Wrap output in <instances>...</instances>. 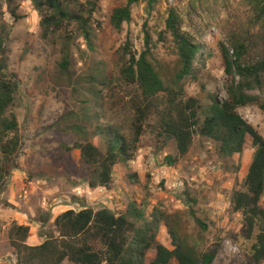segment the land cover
<instances>
[{"label":"rangeland","instance_id":"374dc122","mask_svg":"<svg viewBox=\"0 0 264 264\" xmlns=\"http://www.w3.org/2000/svg\"><path fill=\"white\" fill-rule=\"evenodd\" d=\"M89 1L93 0H80L84 5ZM128 2L101 0L93 18L94 51L88 49L82 38L76 40L68 75L60 65L64 46L70 42L67 37L75 34L74 28L45 40L41 17L32 0H15L12 5L9 0H0V39H4L9 74L20 83L13 111L23 141L20 169L12 174L8 187L0 193V264H18L16 251L9 242V231L15 224L31 228L28 244L35 245L43 242L41 235L50 229V226L41 227L39 222L48 211L59 215L76 204H85L95 210L109 208L120 212L132 201L148 214L159 208L172 215L181 237L191 247L201 254L216 253L213 264H255L252 249L259 231L253 239H248L243 215L236 213L232 205L233 196L242 189L254 159L256 149L251 141L242 155L227 158L221 156L216 142L196 137L190 153L175 167H168L165 158L178 156L175 144L165 145L155 131L147 129L136 160L115 168V191L101 190L96 195H89L84 189L86 178L80 171V152L69 154L63 149V145L82 141L76 134L66 132L71 121L65 117L73 113L96 117L99 112L100 117H107L101 124L121 126L132 137L131 107L112 109L115 103L110 102L102 111L90 93L92 78H101L102 73L115 80L120 78L126 43L131 41L134 51L142 53L147 25L153 40L152 60L161 77L170 81L179 66L177 47L167 32L172 9L180 16L182 31L203 47L193 77L186 79L184 86L189 97L205 105L213 99L223 102L228 98L227 89L232 81L225 73L221 46L230 48L231 37L236 33H244L257 46H263L264 26L256 20L249 0H156L151 8L148 0H142L133 8L132 23L124 24L118 31L111 17L115 9ZM116 92V99L131 102V89L119 88ZM253 95L264 100L261 92ZM238 113L264 137V111L259 106L239 108ZM97 124L94 120L93 125ZM90 125L87 127L93 133ZM93 142L103 147L101 138L94 137ZM132 175L138 177L139 184L131 181ZM78 189L82 190L80 194ZM261 204L264 208V197ZM192 210L207 225V230L197 225ZM158 241L173 249L167 227L162 226ZM153 257L151 253L149 258Z\"/></svg>","mask_w":264,"mask_h":264},{"label":"trees","instance_id":"16d2710c","mask_svg":"<svg viewBox=\"0 0 264 264\" xmlns=\"http://www.w3.org/2000/svg\"><path fill=\"white\" fill-rule=\"evenodd\" d=\"M142 0H129L127 5L114 10L111 23L121 31L124 24L132 23L133 8ZM10 5L15 0H9ZM101 0L82 4L80 0H32L41 17L42 37H50L74 28V35L62 51L61 69L70 74L72 49L76 40L82 38L90 51H94L96 31L93 18ZM156 0H148L151 8ZM255 10V18L264 26V0H249ZM16 17V13L12 11ZM167 32L173 37L179 56V66L170 81L164 80L154 64L153 40L144 26L145 50L134 51L128 41L123 49V66L120 78L114 79L102 73L101 78H92L90 93L96 106L105 111L107 104L114 102L112 109L130 106L133 113L132 137L123 127L113 123L101 124L106 115L68 114L71 121L66 132L74 133L82 141L72 146L63 145L69 154L80 152V171L86 178L83 183L92 190L111 191L115 184V168L136 160L147 129L156 132L157 138L167 145L173 142L178 156L168 155L165 165L175 167L191 151L196 137L213 140L219 145L221 156L233 158L242 155L248 142L256 149L253 162L243 182L242 189L232 199L233 209L244 219V231L248 239L256 242L252 249V261L264 263V137L260 135L239 113V108L257 105L264 111V100L253 95L264 94V35L263 46H257L244 33L231 37L230 48L221 46L225 73L232 83L228 86V98L223 102L212 100L209 105L189 97L184 81L193 77L202 46L195 43L180 27V16L172 9L167 20ZM68 33V32H67ZM69 34V33H68ZM0 193L8 187V179L20 169L22 150L20 124L15 107L20 83L9 74V64L4 39H0ZM131 89L132 100H118V89ZM128 98V97H127ZM98 101V103H97ZM117 102V103H116ZM128 104V105H127ZM73 120V121H72ZM94 120L98 122L93 125ZM153 120V121H152ZM92 125H90V123ZM61 122L57 123L59 127ZM94 131H89V126ZM94 137L103 140V147L96 146ZM165 148V146H164ZM131 181L139 184L136 175ZM77 203V201L75 202ZM7 206L8 203H6ZM197 225L207 230V225L196 217ZM173 216L159 208L148 214L135 201L125 211L115 212L109 208H94L77 205L55 216L48 211L40 222L50 229L41 235L43 242L29 245L32 230L29 226L15 224L9 231V242L16 251L18 264H213L216 253L201 254L181 237L179 225ZM162 226L169 230L173 249L159 243ZM153 258H149L150 254Z\"/></svg>","mask_w":264,"mask_h":264},{"label":"crops","instance_id":"0c3cea01","mask_svg":"<svg viewBox=\"0 0 264 264\" xmlns=\"http://www.w3.org/2000/svg\"><path fill=\"white\" fill-rule=\"evenodd\" d=\"M84 189H85V190H88V192H89L88 194H89V195H92V194H95V195H96V194H99V193L101 192V190H105L106 192H114V191H115L114 189H112L111 191H108V190H106V189L92 190V189H90L88 186H85ZM84 189H83V190H84ZM78 190H79V189H78ZM78 190H77V191H78ZM78 192H79V194H80V193L82 192V190L80 189ZM65 211H66V210H65ZM63 212H64V211H63ZM63 212H62V213H63ZM60 214H61V213H60ZM55 216H57V215H55ZM41 243H42V242H39L38 244H35V245H39V244H41ZM35 245H33V246H35Z\"/></svg>","mask_w":264,"mask_h":264}]
</instances>
